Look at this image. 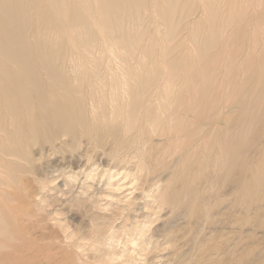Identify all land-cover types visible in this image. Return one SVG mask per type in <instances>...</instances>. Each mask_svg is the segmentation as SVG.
Instances as JSON below:
<instances>
[{
	"label": "rangeland",
	"instance_id": "1",
	"mask_svg": "<svg viewBox=\"0 0 264 264\" xmlns=\"http://www.w3.org/2000/svg\"><path fill=\"white\" fill-rule=\"evenodd\" d=\"M72 1L84 120L0 162V264H264V0Z\"/></svg>",
	"mask_w": 264,
	"mask_h": 264
},
{
	"label": "bare ground",
	"instance_id": "2",
	"mask_svg": "<svg viewBox=\"0 0 264 264\" xmlns=\"http://www.w3.org/2000/svg\"><path fill=\"white\" fill-rule=\"evenodd\" d=\"M73 2L0 0V162L28 160L23 147L73 136L75 122L84 120L74 94L81 90L56 63L58 40L48 36L68 35L63 28L78 23Z\"/></svg>",
	"mask_w": 264,
	"mask_h": 264
}]
</instances>
